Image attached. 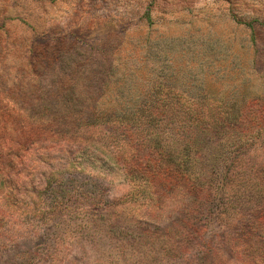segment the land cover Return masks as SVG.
I'll return each instance as SVG.
<instances>
[{
	"label": "rangeland",
	"instance_id": "1",
	"mask_svg": "<svg viewBox=\"0 0 264 264\" xmlns=\"http://www.w3.org/2000/svg\"><path fill=\"white\" fill-rule=\"evenodd\" d=\"M0 264H264V0H0Z\"/></svg>",
	"mask_w": 264,
	"mask_h": 264
},
{
	"label": "trees",
	"instance_id": "2",
	"mask_svg": "<svg viewBox=\"0 0 264 264\" xmlns=\"http://www.w3.org/2000/svg\"><path fill=\"white\" fill-rule=\"evenodd\" d=\"M178 100H177V103L175 106H172V104L174 103H171L169 105V108L165 105L164 106H158V110H159V113H160V117H161V120L162 119H165V114L169 111L171 113H176L178 110H180V103L178 104ZM191 110V109H190ZM191 111H194V112H198L199 109H192ZM243 112V114L240 116V119L242 117V119L240 121H238L239 123H241L243 121V119L247 120L246 118V112L248 111L246 108H242L241 110ZM204 115V114H202ZM200 113H198V118L200 119H195V118H192V124L193 126H199L200 129L202 130H208V129H212L211 125L210 124V120H207L206 116H202ZM248 119L250 121H253V122H256V118L255 117H252V116H248ZM237 122V123H238ZM198 123H201L202 125L198 124ZM218 124V122H216ZM222 125V124H220ZM204 126V128H203ZM164 148L161 147V146H156L154 147V150L155 152H149V155L148 156H145V162L143 161L141 163V166H145L147 168V172H155V173H166V174H174L175 172L179 171L180 170V163L181 161L180 160H177L175 158H172L171 156H168L164 150Z\"/></svg>",
	"mask_w": 264,
	"mask_h": 264
}]
</instances>
